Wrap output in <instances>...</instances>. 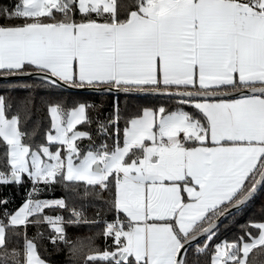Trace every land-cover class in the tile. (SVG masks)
<instances>
[{"label":"snow or ice","instance_id":"6c2138e0","mask_svg":"<svg viewBox=\"0 0 264 264\" xmlns=\"http://www.w3.org/2000/svg\"><path fill=\"white\" fill-rule=\"evenodd\" d=\"M11 77L182 99L175 111L145 107L126 119L121 144L118 105L101 119L97 105L44 100L49 127L37 142L39 122L25 127L35 85H22L23 97L0 95V186L30 182L17 209L0 199V264H47L40 226L56 245L69 243L65 225L89 223L83 205L41 198L57 184L82 186L81 199L113 192L116 217L103 222L112 243L90 252L91 264H200L205 254L208 264H253L250 254H264V221L212 243L220 218L264 186V0H15L0 7V79ZM93 111L99 135L113 129L111 148L81 147L93 137L78 126H90ZM58 210L69 218L48 214ZM10 235L23 236L22 251L7 247Z\"/></svg>","mask_w":264,"mask_h":264},{"label":"trees","instance_id":"16d2710c","mask_svg":"<svg viewBox=\"0 0 264 264\" xmlns=\"http://www.w3.org/2000/svg\"><path fill=\"white\" fill-rule=\"evenodd\" d=\"M15 0H0V7H9ZM133 0H120V3L124 6L131 4ZM25 83L35 85L33 94L36 98V109L34 110L31 118L27 121L25 127L26 130H31L39 122L38 135L36 141L43 140L44 132L49 127V120L45 107L42 103L44 100L58 99L68 102L70 106L74 101L88 102L90 104L97 105L99 107V116L101 119L107 118L114 111V108L118 105L122 119L119 122L121 129L120 138L121 144L123 140V128L125 126V120L129 117L140 113L143 108H158L164 106L169 110L175 111L178 107L180 99L168 98L164 96H115L104 94H85L69 92L61 87L52 88L48 85H41L38 81L33 79H26L18 82L0 83V95H6L12 98H19L28 95L27 91H24L22 85ZM185 110L193 112L191 107L183 106ZM92 116L94 122L88 125L78 126L81 131L91 132L93 140H84L81 143L82 148H86L90 143L99 145L101 142L106 141L109 148L113 146V129L109 128L107 136H101L97 132V124L95 123V117L97 112L93 111ZM30 187V182L25 178L23 185H7L0 186V199L7 198L9 203L4 206L9 211L17 209L25 199L26 191ZM96 193H100L97 196ZM84 195V189L81 186L77 192H73L70 189L66 190L62 185L57 184L53 186L51 191L45 190L41 198L57 199L65 198L70 206H76L79 208L84 206V216L89 223H81L78 225H65L66 239L69 243H58L53 245L49 237L54 233L50 229L49 225L44 224L40 226L39 231L43 232V237L38 238L35 242L38 244V251L41 257L49 264H91L87 261L86 256L93 252L95 249L104 250L107 245L112 243L111 239L105 240L103 235L104 221H113L116 217L115 211L111 208L110 203L113 198L112 191H103L95 189L90 192L89 195L81 199ZM107 201L108 203H105ZM4 211L3 207H0V214ZM99 213V215H98ZM49 215H63L65 219H68L70 212L66 210L48 211ZM99 220L100 223H90L91 221ZM249 221H264V186L261 187L256 196L239 212L225 220L221 226L217 236L213 239V244L220 243L224 240L232 241L238 236L244 235V226ZM255 234L254 229H248ZM22 231V230H20ZM37 228L29 227L27 234L29 238L36 235ZM247 239V237H245ZM7 247L9 249L16 248L18 250L23 249V236H9ZM211 247V246H210ZM76 251H73V249ZM189 259H193L192 252H189ZM200 264H208L210 259L208 254L202 255L199 258ZM250 260L253 264H264V254L256 256L250 254Z\"/></svg>","mask_w":264,"mask_h":264},{"label":"water","instance_id":"95a60500","mask_svg":"<svg viewBox=\"0 0 264 264\" xmlns=\"http://www.w3.org/2000/svg\"><path fill=\"white\" fill-rule=\"evenodd\" d=\"M26 79H31V78H28V77H11V78H9L7 80L0 79V83L18 82V81H22V80H26ZM60 87L62 89H64V90H66V91L74 92V93L101 94V95L104 94V95H115V96H137V97H141V96H164V97H168V98L182 99L179 96H170V95L159 94V93L154 92L152 90H145V91L134 90L131 93H124L122 91H120V92H118V91L108 92L106 90L96 91V90H93V89H90V88H83V89H81V88H75V87H72V86H64L63 84H61ZM222 98H226V99H238L239 96L237 94H232V95H229L227 97H222ZM260 189H261V187L258 189L257 193L259 192ZM239 211L236 210V209H232L231 213L227 217L220 218V220L218 221L219 226H221L222 223L225 220H227L229 217H231L232 215L236 214Z\"/></svg>","mask_w":264,"mask_h":264},{"label":"rangeland","instance_id":"374dc122","mask_svg":"<svg viewBox=\"0 0 264 264\" xmlns=\"http://www.w3.org/2000/svg\"><path fill=\"white\" fill-rule=\"evenodd\" d=\"M3 213V212H2ZM2 213L0 214V216H2ZM47 264H49V263H47Z\"/></svg>","mask_w":264,"mask_h":264},{"label":"crops","instance_id":"0c3cea01","mask_svg":"<svg viewBox=\"0 0 264 264\" xmlns=\"http://www.w3.org/2000/svg\"><path fill=\"white\" fill-rule=\"evenodd\" d=\"M148 90H151V89H148ZM174 90V89H173Z\"/></svg>","mask_w":264,"mask_h":264}]
</instances>
